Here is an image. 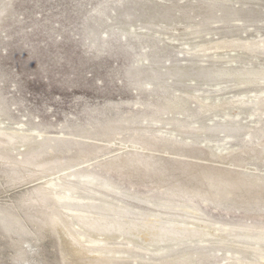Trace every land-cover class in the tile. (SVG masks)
Returning <instances> with one entry per match:
<instances>
[{
    "label": "rangeland",
    "instance_id": "374dc122",
    "mask_svg": "<svg viewBox=\"0 0 264 264\" xmlns=\"http://www.w3.org/2000/svg\"><path fill=\"white\" fill-rule=\"evenodd\" d=\"M260 36L264 37V0H0V128L34 136L65 137L49 156L72 159V165L81 161L80 152L90 142L96 152L87 157V164L71 173H91L116 190L102 189L97 185L100 182L90 185L87 178L61 180L75 185L78 197L103 198L131 212L190 221L192 214H166L152 204L133 200L134 196L150 201L168 196L155 187L134 184L102 164L117 154L125 155L126 151H120L122 146L117 145L122 138L135 131L145 134L155 119L197 121L204 125L222 121V110L203 114L190 95L199 90L203 98L217 104L260 89L235 79L214 81L210 71L250 67V63L264 66V56L259 54L258 60L248 62L244 50L220 51L231 57L238 54L237 62L232 64L227 62L230 59L200 61L185 52L219 40L258 41ZM183 72L182 79L179 76ZM260 117L262 131L238 145H226L225 135L206 141L205 145L213 150L231 145H236L235 149L252 148L264 139V115ZM251 120L248 112L241 114L244 126L250 125ZM109 125L125 128L121 136L111 138L116 139L112 147L107 138L90 140L95 138L92 133L83 139L78 136L80 130L94 133ZM148 130L153 134L156 129ZM76 140L80 145H74ZM248 167L258 172H247L264 175L263 163L251 162ZM187 205L200 210L197 218L201 225H264V204L247 210L216 207L193 199ZM122 243L107 242L113 248H123ZM135 252L147 257L142 250ZM115 261L135 264L132 258Z\"/></svg>",
    "mask_w": 264,
    "mask_h": 264
},
{
    "label": "bare ground",
    "instance_id": "6f19581e",
    "mask_svg": "<svg viewBox=\"0 0 264 264\" xmlns=\"http://www.w3.org/2000/svg\"><path fill=\"white\" fill-rule=\"evenodd\" d=\"M259 38L219 40L196 45L185 53L200 61L230 59L227 62L235 64L238 54L231 57L221 52L238 48L252 62L259 59V54L264 56V37ZM250 65L212 70L210 76L214 81L235 79L260 89L245 91L217 104L203 98L199 90L190 95L203 114L222 110V121L204 125L197 121L155 119L147 127L155 128V133L150 134L147 129L145 134L135 131L122 138L117 145L122 146L120 151H126L125 155L117 154L118 157L102 164L134 184L155 187L168 196L157 201L134 196L133 200L152 204L166 214H192L190 221L131 212L103 198L78 197L77 187L61 180L87 178L90 185L100 182L91 173H71L87 164V157L96 152L90 142L80 152L81 161L72 165V159L49 156L65 137L34 136L0 128V264H118L116 259L126 258H132L135 264L138 259L143 261L141 264H264V225H201L197 218L200 210L187 205L193 199L216 207L247 210L264 204V175L247 172L257 171L248 167L251 162L264 164V139L252 148L235 149L252 134L262 131L264 66ZM183 76L184 72L179 77ZM244 112L252 119L250 125L241 123ZM124 129L109 125L94 133L80 130L78 136L83 139L92 133L95 138L90 140L107 138L112 147L116 139L111 138L121 136ZM219 135H225L226 145L237 144L224 150L205 145ZM74 145L80 144L76 140ZM19 147L22 150L18 152ZM97 185L110 192L116 190L106 181ZM6 194L12 197L4 199ZM131 215L135 217L130 218ZM110 240H121L123 248L109 246ZM136 250L144 251L147 257L135 254Z\"/></svg>",
    "mask_w": 264,
    "mask_h": 264
}]
</instances>
